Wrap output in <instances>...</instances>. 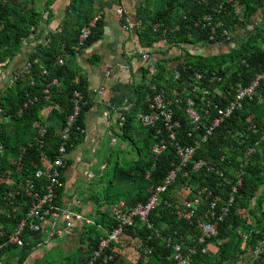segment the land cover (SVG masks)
I'll return each instance as SVG.
<instances>
[{"label": "trees", "instance_id": "16d2710c", "mask_svg": "<svg viewBox=\"0 0 264 264\" xmlns=\"http://www.w3.org/2000/svg\"><path fill=\"white\" fill-rule=\"evenodd\" d=\"M54 1L0 0V66L8 64L18 55L25 41L41 31V42L29 55L27 69L17 75L14 84L0 99V205H4L5 196L16 190L21 193L16 199L11 198L13 205L7 206V212L0 213V231L5 226L12 230L21 220L22 212L27 208L24 202L28 200L25 182L34 178L36 171L44 168L56 155L60 132L74 112L73 95L76 90L83 93L87 105L77 117L70 136L69 153L85 139V119L91 102L87 76L75 65L74 58L104 35L103 12L108 0H68L59 27L44 34L40 27L46 13L49 21L53 20L51 6ZM38 2L44 5L40 11ZM260 11L262 20L245 33L237 47L214 56L194 55L184 50L178 56L157 61L155 77H150L149 82L143 81L138 87L135 104L124 112L126 122L121 132L123 138L136 143L133 135L139 129L146 131L145 162H142V153L138 149L142 164L136 167L137 173L120 168L116 170L119 178L134 182L138 177L145 185L135 197L126 201L128 205L146 202L179 164L176 143L182 146L194 144L211 124L216 113L214 106L219 102L228 104L238 86H248L255 74L264 71V0H141L136 21L142 46L146 49L155 48L159 43L171 48L194 44L228 45L239 26H252ZM99 15L101 17L92 28L91 35L80 46L81 30ZM207 16L213 19L210 26L204 22ZM218 22L222 27H218ZM224 29L230 32V41L221 36ZM59 59H64L65 64H57ZM177 72L179 78H176ZM196 73L201 74V79L196 78ZM55 80L57 84H54ZM149 83L156 84L158 90L165 92L166 101L181 122L175 142L170 143L168 150L158 157L152 155L151 149L161 139L159 127L147 128L140 124L138 129L136 125L137 114L150 111L148 98L153 95V90ZM196 87L199 90L194 91ZM204 90L208 91L207 95L203 94ZM179 97L182 101L177 103L175 100ZM188 97L195 99L202 115L196 132H193L196 126L184 112ZM45 108L48 109L46 120L50 125L41 145L37 138L40 114ZM251 125L255 126L256 132L250 129ZM189 133L194 136L190 137ZM150 138L154 141L152 144ZM248 149L253 152L248 154ZM197 160L208 161L214 170L204 168L196 172L193 164L185 167L167 192L160 195L158 205L149 216L152 227L148 228L137 218L121 238L125 247L120 243L112 244L107 252L113 259L105 262L102 258L94 264H176L173 255L177 244L196 248L190 264H262L264 255L253 258L247 254L258 241L264 242V78L252 99L243 101L241 107L202 144L195 156ZM68 164L61 168L62 186L56 191V203L61 207L65 192L62 174ZM239 170L243 172L242 180L233 194ZM201 191L202 201L192 218H179L174 211L180 198L194 201ZM232 196L233 203L227 216L219 223L217 236L205 235V244H200L199 238L204 234L199 223L208 221V203L216 199L220 209L229 204ZM118 202L113 201L109 210L101 211L96 225H83L77 250L79 256L67 264H88L92 260L104 235L98 226L112 231L117 225L112 217V208ZM21 206L24 210L15 212ZM240 234L246 235V240ZM36 245L31 241L23 249L11 247L1 251L0 264H8L10 258L4 255L15 250H19L17 255H13L18 258L17 264H24ZM204 246L208 247V254L201 252Z\"/></svg>", "mask_w": 264, "mask_h": 264}, {"label": "built area", "instance_id": "2783aa9c", "mask_svg": "<svg viewBox=\"0 0 264 264\" xmlns=\"http://www.w3.org/2000/svg\"><path fill=\"white\" fill-rule=\"evenodd\" d=\"M119 17L125 19L128 22L129 27H134L135 25L130 23L126 18V12L123 8L119 7L116 10ZM101 17V15L95 17V19L90 23L89 26L83 28L80 32L78 42L80 46H83L91 35L92 28L95 26L96 21ZM213 21L211 16L204 18V22L207 26ZM218 27H222V23H217ZM157 28V25H156ZM221 36L226 40H231V34L228 30H222ZM142 58L149 61L148 64V75L149 77H155L157 73L156 61L150 55L149 51L144 50L142 53ZM57 64L64 65L65 60L59 59ZM45 73V71H44ZM18 74H15L12 78L15 81ZM179 72L176 73V78H179ZM196 78L201 79V74L196 73ZM264 78V71L254 75L250 84L246 87L238 86L235 89L233 100L228 104H222L219 102L214 107L216 113L215 116L199 139L195 140L194 144L182 146L176 143V154L179 158V164L176 165L168 176L164 179L163 184L156 187L153 195L149 197L146 202L139 203L134 206L128 205L124 201L116 203L112 208V217L116 221L117 225L112 231H107L105 228L98 226L104 235L101 237L100 246L98 251L95 252L94 257L88 264H94L97 260L104 259L108 261L113 259L112 255H108V250L111 248L112 244H119L121 238L127 231V229L134 225L135 220L138 218L145 224L148 228L152 227L149 221V216L151 212L156 208L159 203V197L162 193L167 192V190L175 183L178 173H180L185 167L193 164V171H198L200 169H207L208 171H213L214 167L205 160L195 161V156L197 151L200 149L203 143H206L209 137L213 134L214 130L221 125L224 121L233 115V112L240 108L243 101L252 99L255 93V89L259 85L260 81ZM78 79V78H77ZM213 80V78H212ZM57 80L54 84H57ZM150 84V83H149ZM153 90V95L148 98L149 109L148 113H138L137 121L141 125L147 128L159 127L158 132L161 133V139L154 143L151 151L154 157L162 155L168 150L170 143L175 142L177 133L181 128L180 120L176 119L175 111L166 101V94L163 90H158L156 84H150ZM103 88H101V91ZM199 90L196 87L194 91ZM48 91H46L47 93ZM204 95L208 94L207 90L203 91ZM177 103L181 102V98L175 100ZM74 102V112L67 118L65 127L60 132V145L57 149L56 155L50 162L44 166V168L36 171L34 178H29L25 182V187L28 190L27 199L24 205L27 207L24 210V206L17 208L16 211H21L23 216L21 220L9 230L7 226L0 231V252L7 250L11 247H17L23 249L31 241H38L39 236L42 233L47 232L49 234V239L57 238V236L63 235V228L71 229L76 223H81L82 225H96L95 221L88 218L87 216L81 214L80 212L74 210L71 206H59L56 203L57 189L62 186L61 180V168H63L67 163V156L69 154L68 146L70 141L71 133L77 123V117L79 116L82 108L87 105V101L84 98L83 93L80 90H76L73 95ZM211 103L209 102V105ZM28 103L25 104L27 107ZM125 111L119 113V126L122 128L126 122ZM184 112L190 122L196 126L193 132L198 131V124L201 121V113L197 108V103L194 98L188 97L186 99V106ZM48 109L45 108L41 111V121L39 122V129L37 143L43 144L42 139L47 134L48 126L50 125L46 116ZM253 132H256L254 125L250 126ZM190 137H193L189 133ZM0 152L2 148L0 147ZM253 150L248 149L247 153H251ZM243 172L239 170L236 173V182L233 184L232 193L235 194L237 188L241 184V176ZM202 191L199 196L194 201H184L183 203L178 202L175 207V214L179 218L191 219L195 214L196 207L200 205L202 198ZM21 196L19 190L5 196L3 199L5 201L4 205H0V213L7 212V206L13 205L12 199H16ZM233 203V196L227 206L218 208V202L216 199H212L208 203L207 207V222H200L199 228L201 229L202 235L199 238L200 244H205V235L217 236L219 223L227 216L229 212V206ZM8 218H11L9 214ZM38 235V236H35ZM243 240H246V235L240 234ZM28 237V238H27ZM187 249V250H186ZM151 251H149L150 253ZM196 248H185L181 245H175L173 258L176 264H190L191 255L196 254ZM203 254H208V247L201 248ZM248 256L253 258H258L260 255H264V242L258 241V244L253 248L248 250Z\"/></svg>", "mask_w": 264, "mask_h": 264}, {"label": "crops", "instance_id": "0c3cea01", "mask_svg": "<svg viewBox=\"0 0 264 264\" xmlns=\"http://www.w3.org/2000/svg\"><path fill=\"white\" fill-rule=\"evenodd\" d=\"M140 2L141 0H120V2L119 0H108L107 7L103 12L105 25L104 35L91 48L81 51L74 58L75 65L87 76V91L91 108L85 119L84 142L75 150L71 151L66 159L69 164L62 174L65 181V190H67L70 175L69 167H73L75 163L77 165L82 163L81 150L83 149V153L84 149L86 151H98L99 147H102L101 145L106 139L108 132L113 136L114 141L117 140L119 133L122 136L121 127L119 126V113L122 110L127 111L133 107L135 104L136 90L143 81L145 83L149 82L150 77L147 69L150 62L142 58L143 51L148 50L142 46L136 21L137 9ZM67 4L68 0L54 1L51 6L53 20L49 21L48 13H46L40 27L44 34L59 27ZM37 5L39 11L44 7L42 2H38ZM119 7L125 10L127 20L134 24V27H129L128 22L117 15L116 10ZM259 17L261 18V16ZM239 29L234 33L233 45H235L234 40L236 36L241 33ZM40 32H37L27 39L18 55L8 64L0 66V99L6 95L5 93L14 84L15 81L12 80L13 76L27 69L29 55L37 43L41 42V37H39ZM230 49L232 48H228L227 45L194 44L171 48L163 44L160 48H153L152 51L155 52H150V55L157 62L169 57L178 56L184 50L194 55L214 56L228 52ZM90 59L93 63H91ZM101 88H103L102 91ZM114 126L118 129V132L114 131ZM140 133L144 136L146 131L141 129L135 134L138 135ZM79 147H81L80 150ZM0 153L2 154V152ZM73 160H76V162L73 163ZM86 162L89 165L91 164L90 159ZM97 162V159L93 160V163ZM83 164L85 165L86 163ZM88 164L86 165L88 166ZM102 166L104 167V165ZM84 171L88 180L95 177V173L88 170ZM73 174H75L74 171ZM63 198L65 199V196ZM63 201L62 203L64 205L65 202ZM82 203L83 205L81 204L78 208V212L90 218L89 214L93 212L92 204H87L86 199L82 200ZM63 229V235L53 239H49L47 232L42 233L38 241H35L37 245L34 251L24 264H36L50 250L60 247L72 250L75 245L80 243L81 231L83 229L81 223H76L71 229ZM120 244L121 247H125V243L122 241ZM8 254L4 256L10 258L8 264H11L13 261L11 259L12 255L8 256ZM15 259L17 260L18 258Z\"/></svg>", "mask_w": 264, "mask_h": 264}, {"label": "rangeland", "instance_id": "374dc122", "mask_svg": "<svg viewBox=\"0 0 264 264\" xmlns=\"http://www.w3.org/2000/svg\"><path fill=\"white\" fill-rule=\"evenodd\" d=\"M160 5V4H159ZM158 5V6H159ZM262 12H258L257 16L253 19V24L251 25H240L239 30L241 31L240 35L236 36L234 40V44H228V48H233L234 46H238L244 39L245 33L252 29L256 24H258L262 18ZM261 16V18L259 17ZM163 46V43L157 44L155 48H160ZM149 52L153 53V48L147 49ZM155 50V49H154ZM223 54V53H221ZM219 54V55H221ZM218 56L217 58H220ZM138 129L140 127V123H136ZM114 131L118 132L116 126H114ZM140 131V129H139ZM119 133L117 136V140L114 141L113 136L108 132L106 135V139L102 143V147L98 149V151H86L84 149L81 150V159L82 163L75 165L73 167H69V179L67 183V190L64 192L65 199L63 202L65 204L64 207L71 206L74 210L79 211V207L81 206L82 200L86 199L87 204H92L93 212L89 214V217L93 221H97L100 218L101 211L109 210V206L113 201H128L129 199L135 197V195L140 191L141 186L145 185L144 181H140L138 177L135 178L134 182H131L126 179H122L118 177L117 168L132 170L134 173H137L135 170L137 166H140L142 163L139 162V151L140 149L142 153V162H145V155L147 153L145 140L142 135L135 134L133 139L136 141H132L129 138H123ZM154 141L150 138V144ZM81 147H79V150ZM91 161L89 165L86 161ZM98 160L97 163H93V160ZM76 160H73V163ZM83 163L88 164V166ZM104 165V167L102 166ZM88 170L90 172L95 173V177L88 180L87 176H85V171ZM72 171V172H71ZM73 171L75 174H73ZM98 174V175H97ZM147 193L146 190H144ZM185 199L180 198L179 202L183 203ZM85 246V245H84ZM80 247L79 244L75 245L72 250H67L66 248H55L50 250L47 255L41 260H39L36 264H67V262L71 263L73 260L78 258L77 250ZM19 253V250H15L8 254L11 256L13 260L11 264H16L17 260L14 257ZM134 255V252H131ZM14 255V256H13ZM131 255V259L132 256ZM67 258L69 260H67ZM247 258V256H246ZM133 261H131L132 263ZM264 264V260L262 261Z\"/></svg>", "mask_w": 264, "mask_h": 264}]
</instances>
